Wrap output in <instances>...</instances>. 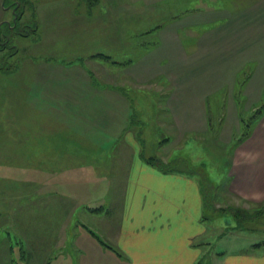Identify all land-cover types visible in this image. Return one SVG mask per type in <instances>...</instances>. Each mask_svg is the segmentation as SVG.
I'll list each match as a JSON object with an SVG mask.
<instances>
[{
	"label": "rangeland",
	"instance_id": "374dc122",
	"mask_svg": "<svg viewBox=\"0 0 264 264\" xmlns=\"http://www.w3.org/2000/svg\"><path fill=\"white\" fill-rule=\"evenodd\" d=\"M248 1L98 0L95 5H89L86 0H26L28 3L22 8H18L17 3L15 11L22 12L20 23H26L25 31L31 35L21 38L9 29L15 23L14 12L10 23L12 27H0L1 36L7 37L6 40L1 39L3 45L0 46V97L14 103L3 106L6 114L0 124V149L9 145L4 142L2 129L14 127L15 100L27 102V109L30 101H35V98L25 100L29 97L28 65L32 57L36 58L35 52L38 56L40 52L52 53L54 57L51 59L56 63L75 62L78 60L75 55L82 59L88 53L98 52L102 56L97 57V54L95 57L104 65L102 68L117 72L116 81L121 87L114 91L129 99L130 121L127 126L133 144L141 150L143 159L161 171L193 176L199 183L203 205L201 224L206 228V234L195 240L203 252L197 264H215L214 254L222 249L236 251L250 244H261L264 242V218L247 223L249 230L239 233L230 231L234 223L229 214V210L235 209L249 213L264 211V199L257 202L250 199L254 195H238L230 176L243 167L264 160V130L260 129L264 120V0L257 7L254 4L247 6ZM11 3L12 0H5L4 9ZM23 30L20 26L18 31ZM238 34L241 36L239 40L243 39L246 45L245 52H236L233 44L237 41L229 38ZM226 35H229L228 38ZM175 36L183 50L190 49L191 44L197 45V39L202 38L199 48L207 52H197L195 56L188 52L187 57H193L190 59L192 67L189 66L190 60L183 59L176 68L177 83H191V89H185L187 93L203 97L201 104L181 106L182 110L175 114L178 120H174L166 105L174 98L175 66L172 55ZM143 59L148 61L146 66H151V61L156 66L151 67L144 79L136 80L135 77L131 81L128 76L137 75L140 71L138 65L141 60L145 61ZM92 73L97 85H104L99 72ZM70 80L53 85L49 90L53 88L54 92L66 93L65 97H77V100L89 96L83 93L80 84H74V89ZM248 82L255 87L254 92L260 94L258 100L245 94ZM212 92L210 97L205 96ZM232 92L236 97L234 101H230ZM39 94L37 98H42L41 92ZM93 96L96 98L95 93ZM99 96L97 91V105L88 106V114L84 111L85 118L78 110L79 105L76 106V115L67 111L68 117L64 116L74 128H83L93 134L97 129L94 125L97 115L104 114L101 107H109L113 113H118V120H114L111 129L114 137L123 123L120 114L124 110V102L118 99L117 104L101 106V100L107 95L101 92L100 99ZM31 109L27 115L24 113L26 120L17 121V124L30 126L33 130L37 123L51 125L52 128H67L65 121L52 120L56 112L50 106L40 103L35 106L32 102ZM63 111H66L64 107ZM190 128L194 132L187 133ZM179 133L184 136L176 138ZM100 139L105 141L108 138L103 136ZM133 144L129 140L127 144L119 140L118 150L107 156L102 153L101 162H112L117 153L114 161L120 163L121 159H125L120 152L121 146ZM29 155L24 152L4 154L0 150V264H28L30 261L29 247L25 249L15 235V230H19L22 224L27 225L32 215L43 219L38 210L40 203L36 206L30 200L38 198L37 201L42 202L47 193L53 194V200L48 201L49 218L44 222L50 221L52 236H56L55 230H58L62 246H65L61 234L63 207L66 205L63 195L81 193L82 197L91 195L90 199L104 190L102 185L96 191L93 185L69 184L75 175L82 176L87 171L83 170L86 162L74 158L73 154H50L53 168H37L35 165L42 166L43 162L33 163ZM37 176L46 178H40L41 184L32 183ZM22 199L26 203L18 204ZM91 235L97 240L93 233ZM219 238L222 239L218 241ZM58 244L60 242L55 241L54 245ZM60 253V250H55L50 264L60 261Z\"/></svg>",
	"mask_w": 264,
	"mask_h": 264
},
{
	"label": "crops",
	"instance_id": "0c3cea01",
	"mask_svg": "<svg viewBox=\"0 0 264 264\" xmlns=\"http://www.w3.org/2000/svg\"><path fill=\"white\" fill-rule=\"evenodd\" d=\"M260 2L261 0H249L247 6L254 4L257 7ZM4 3L5 0H0V27L6 24L10 26L12 13L15 12L12 4L4 9ZM247 6L244 8L247 9ZM8 15L11 17L9 18ZM226 36L228 38L229 35ZM240 37L239 34L229 36V38H233L232 40L237 41L233 45L238 53L245 52L244 48L246 47L243 39L239 40ZM201 39H197V45L191 44L190 49L184 48L183 50L178 38L174 37L172 55L175 66L174 78L176 77V68L178 69L183 59L188 61L193 58L187 57L188 52L194 56L197 52L202 51L207 54L201 47L199 48ZM204 42H207L206 39ZM31 52L35 51L31 49ZM97 54L100 53L97 52ZM97 54L91 52L82 59L75 55L78 59L75 62L56 63L51 59L54 57L52 53L40 52L38 56L35 52L36 58L32 57V61L28 65L29 97L25 99L29 101L35 98V101H30V105L28 102L29 109H27V102L24 104L15 100L16 110L13 119L16 121H12L14 127L13 129H2L5 136L4 142L9 145L3 146V149H0L1 153H30L31 162H43L42 166L35 165L37 168L54 167V165H50V162H53V157H49L50 154H73L74 158L78 157L79 160L86 162L83 170L86 169L87 171L82 176L75 175L69 184L93 185L96 191L98 188L100 189L99 186H104L102 193H95L94 197L90 199L88 198L91 195L85 194L82 197L81 193L63 195L66 205L63 207L61 234L62 240L65 239V246H62L61 235L58 230H55L57 235L54 236L53 234L52 236L51 231L53 229L50 228V221L44 222L45 219L49 218L48 201L53 200V194L47 193L42 202L37 201L38 198L30 200V202L36 203L34 204L36 206L40 203L38 210L43 219H40L38 215H32L33 218L27 225L22 224L19 230H15V235L23 243L25 249L26 247L30 249L28 264L52 263L51 258L53 259L55 250L61 251V259L56 264H197L203 252L195 240L206 234V228L201 224L203 205L199 183L193 176L161 171L143 159L141 150L133 144V138L127 126L130 121L129 99L124 97L122 93L119 94L114 91L118 90V86H120L116 81L117 72L113 73L107 68H102L104 65L95 57ZM147 63V60L143 62L141 60L138 65L140 71L137 72L136 76H128L129 79L132 81L135 77L136 80L147 77L151 67L156 66L154 61L150 62L151 66H146ZM189 66H191V60ZM92 71L99 72V77L104 79V85L101 87L99 84L97 85V81L93 80ZM26 72L28 71L26 70ZM70 78L74 89L76 88L74 84H80L84 89L82 90L83 93L89 96L83 97L84 100L82 98L77 100V97H65L66 93L63 95L61 92H54L53 88L49 90L53 85H59ZM178 80L175 78L172 86L173 101L166 103L168 112L174 115V120H178L175 114L179 112L181 106L201 104L203 98L198 95L196 98L187 93L185 89H191V83H177ZM21 81L24 80L21 79ZM24 82L27 84L26 81ZM251 84L248 82L245 86V94L256 97L258 100L260 94L254 92L255 87L253 88ZM246 89H248L247 92ZM45 90L46 92H44ZM97 91L100 93L98 99L102 97L101 92L107 95L101 100V106H109L111 103L117 104L119 100L124 102V110L120 114L123 123L114 137L111 129L114 120H118V113H113L109 107H101L100 110L104 114L99 113L97 115L96 122H94L97 129L93 134L89 130H83V128H74L75 126L71 122L69 123L64 116H67V111H70V115H76L78 113L76 106L79 105L78 110L82 111L83 118H85L84 111L88 114V106L97 105ZM40 92L42 98H37L40 96ZM94 93L96 98L93 96ZM212 94L213 92L205 96L208 98ZM73 96L76 95L73 94ZM230 98V101L236 99L233 92L230 94ZM32 102L35 106H39L40 103V105H48L53 108L56 113L55 116H52V120L61 119L63 122L65 121L67 128H52L51 125L46 126L37 123L33 130L30 126L17 124V121L26 120V115L32 110ZM5 104L13 105L14 103L0 97L1 111L3 109V115L0 111V124L4 118L2 116L6 114L3 107ZM171 106L172 109H170ZM63 107L66 111H63ZM70 125L73 126L70 127ZM260 125V129L263 131L264 120ZM190 129L187 130V133L194 132L193 128ZM8 131L10 132L9 135ZM97 132H99V139ZM178 135L175 137L184 136L181 133ZM103 136L108 139L102 141L100 138ZM119 140L125 141L126 144L129 140L133 144L127 145L129 148L121 146L120 152L125 159H121L120 163L117 160L114 161L117 157L116 153L112 162H101L102 153L107 156L118 150ZM61 158L63 159V157ZM92 165H94V171H91L93 170ZM230 176L232 177L231 184H233L234 191H237L238 195H254L255 197L250 199L257 202L264 199V160L243 167L241 171L233 172ZM40 178L43 180L46 177L41 176ZM40 178L37 176L32 183L41 184ZM22 203L25 204L26 200L22 199L18 204L22 205ZM34 205L33 208L37 209ZM36 212L35 210L34 213ZM90 232L97 237V240ZM223 237L225 236L223 235ZM55 241L60 242V244L54 245ZM252 245L236 251H224L222 249V251L214 254V262L215 264H264V247L252 251L250 249Z\"/></svg>",
	"mask_w": 264,
	"mask_h": 264
},
{
	"label": "trees",
	"instance_id": "16d2710c",
	"mask_svg": "<svg viewBox=\"0 0 264 264\" xmlns=\"http://www.w3.org/2000/svg\"><path fill=\"white\" fill-rule=\"evenodd\" d=\"M98 0H86V2L89 4V5H95L97 3ZM18 3V8H22L24 6V4L28 3L26 2V0H12V5H13V8H16V5ZM18 11V10H17ZM14 16L16 17L15 18V23H14V26L11 27L12 28H9L11 31H14V33L18 36H21V37H25V36H28V35H31L30 33L26 32L25 31V25L26 23H20V19H21V16H22V12L19 11L18 13L15 11L14 12ZM22 27L24 28V30L22 32H19V27ZM17 27H18V30H17ZM16 30V32H15ZM5 39L6 40V36L5 35H0V46L3 45L2 42H1V39ZM5 40H4V43H5ZM3 47V46H2ZM102 55H97V57H101ZM105 58V56H104ZM263 109H264V106H263ZM248 130V129H247ZM247 136V134H246ZM148 164L152 165V166H155L153 163H149ZM205 182H206V179H205ZM258 206H261V208L263 207V205H258ZM229 214L231 215L232 219H233V223H234V227H231L230 228V231H237V232H241V231H247L249 230V228L246 226L247 223H250L251 221H253L254 219H263L264 216V211L263 210H254L253 213H249L248 211H245V210H240V209H235V210H232L230 211L229 210ZM260 247H264V242H262L261 244H253L252 245V249H258Z\"/></svg>",
	"mask_w": 264,
	"mask_h": 264
},
{
	"label": "water",
	"instance_id": "95a60500",
	"mask_svg": "<svg viewBox=\"0 0 264 264\" xmlns=\"http://www.w3.org/2000/svg\"><path fill=\"white\" fill-rule=\"evenodd\" d=\"M6 25H8V26H9V24H6Z\"/></svg>",
	"mask_w": 264,
	"mask_h": 264
}]
</instances>
